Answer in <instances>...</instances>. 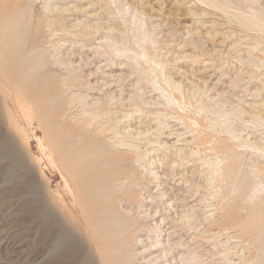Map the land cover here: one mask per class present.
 <instances>
[{"label":"rangeland","instance_id":"1","mask_svg":"<svg viewBox=\"0 0 264 264\" xmlns=\"http://www.w3.org/2000/svg\"><path fill=\"white\" fill-rule=\"evenodd\" d=\"M263 27L264 0H0V44L36 67L13 86L0 57V264H80L70 227L91 214L53 162L92 124L97 154L144 135L115 201L143 241L123 263L264 264Z\"/></svg>","mask_w":264,"mask_h":264},{"label":"bare ground","instance_id":"2","mask_svg":"<svg viewBox=\"0 0 264 264\" xmlns=\"http://www.w3.org/2000/svg\"><path fill=\"white\" fill-rule=\"evenodd\" d=\"M24 50H25V48L22 49V51H14L13 48H10V47L8 48L7 46L0 44V57L3 55L4 56L5 55H11V56H14L13 57L14 59H16L15 61H13L14 64L13 63L12 64L15 65L13 67V70L17 69V71H13L14 74L9 75L10 77H8V79H10L12 81L11 83H13L12 84L13 86L14 85L20 86V84L24 85V84L28 83L30 76L27 73H33V71H35V69H36V67L32 66L33 64H30V63L20 64L19 62H17L18 59L23 54V52L26 51V50L25 51ZM130 51H132V50H130ZM3 58H2V60H3ZM2 60H0V67L4 66V68L6 70L7 69L12 70L10 68L12 66L11 62H9V61L7 62L6 59L3 61ZM5 79L7 80V77L0 76V82L1 83ZM8 81L9 80H7L6 83H8ZM8 87H10V86H8ZM18 89H19V87H18ZM21 89H22V87H21ZM33 91H34L33 88H31L27 92H23L21 94L18 93L19 95L16 96L15 98H16V100L17 99L21 100V99L25 98V96L29 97L27 95H29L30 92H31V94H33ZM145 95H147V94H145ZM132 105H133V103H132ZM37 107H38V105H37ZM41 109L42 108L40 107L37 110L40 111ZM38 111H36V112H38ZM33 112H34V110H33ZM42 112H43V110H41V113ZM65 113H67V110H65ZM39 115L41 116V114H39ZM96 115H98V114H96ZM96 115L94 118L98 117ZM70 116H71V114H70ZM70 116L68 118H70ZM72 118H70V119H72ZM63 119H64V117H63ZM70 119H69V122L65 120V122L62 123V125L72 126ZM40 120H42V119H39V121ZM111 120H112V118H111ZM113 121H114V119H113ZM121 121H122V119H121ZM88 122L92 123V119H91V121H88ZM110 122H112V121H110ZM76 123H77V121L75 122V124ZM44 124H43V126H44ZM75 124L73 122V125H74L73 128L78 126V125L75 126ZM80 124H79V126H81ZM14 125H16V124H14ZM90 125H88V126H90ZM109 125L110 124H108V127H109ZM43 126L41 125L39 127H43ZM90 127L84 126L82 129L79 128L80 131L78 132V135L76 136L78 138V140H74V141L70 140L68 143L66 142L70 146V148H72V150H73V155L70 158H67L66 155L61 154V153H63V150H64L62 148H65L63 146H64V144H66V143H64L66 140L62 137L63 136L62 135L61 138H63V139H61V140H65L63 143H61L62 147L58 148L57 147L58 144H55L56 145L55 149L58 148V157H59L60 161L58 163L54 160H53L54 162L52 161L53 165H54V169L58 173H61V175L64 179V182L66 184L67 190L70 192L71 195H73L75 197V200L78 199L79 206L82 207L83 205H85L86 207H88L89 210L88 209L87 210L91 214V215H89L90 218H88L89 216L86 215L82 218V220L80 222H78V231H77L76 225L75 226L71 225V227L69 226L70 227V238L72 241H71V248H70L71 250L68 254V257H69V259H72L75 255V257H77L80 264H97L98 263V262L96 263L97 258L100 260V264H125V263H123L124 262L123 257H121V256L119 257V254H121L124 250L128 251V250L133 249L135 245L143 243V241L140 240V242H138V238L136 236L138 233V230L134 227L135 226L134 224L137 223V219L135 220L130 215L129 216L128 215L123 216L124 212L122 213L120 210L118 211V208L115 207V205H116L115 201H118L120 203L124 202L126 199V196L124 194H125L128 186L130 187L131 186L130 184L137 181L136 177H134L133 175L136 173L138 168L136 167V165L133 162L137 161L138 163H141L140 161L144 160V158L147 155V153L144 155L140 154V150H139L140 140H142V139H139V136L142 133L139 132V129L137 132L135 131L134 133L132 132V131H134V130H132L133 128H131L132 131H130V129H129L130 132L129 131L127 132L128 133L127 138H124L126 136H124V137L122 136V138L118 137L120 139L116 141L117 142L116 145L114 147L112 146V148H110V150L106 149L104 152L105 154L102 153L103 154L102 155V154H97L98 149L96 148L95 145L97 142L105 140L103 134H105L106 131L103 130L105 133L103 131H101L103 134L101 132H100V134H102V135H100L99 132H97L99 135V136L96 135L97 137L91 136L92 134L89 136V138L91 140L95 139L96 141H90V143H87L88 141L87 142L81 141L84 137H86V136H88V134H90L89 133ZM91 128H90V130H91ZM127 130L128 129L125 128L124 132ZM115 131H116L115 134L117 136H119L120 133H121V135H122V133H124V132H118V129ZM49 132H51V131L49 130ZM90 132L92 133V130ZM107 132H108V130H107ZM143 133H144V131H143ZM51 134H52L51 136H53V133H51ZM107 134L108 133L105 134V138L107 137ZM115 134L113 133L112 135H115ZM58 136L60 137V135H58ZM55 137H56V133H55ZM110 138L113 139L115 137L112 136ZM55 139H57V137L54 138V140ZM66 139H69V138L67 137ZM111 139H108V140H111ZM111 141L113 142V140H111ZM92 142H94L95 144L94 143H93L94 145L91 144ZM113 143H115V142H113ZM141 143H142V141H141ZM64 153H65V151H64ZM47 154H49L50 157H52L54 155V151H52V149L51 150L48 149ZM174 161H176V160H174ZM104 165H106L107 167L109 166V170L104 171V169H101ZM141 166H146V165H141ZM63 179L61 178V180H63ZM112 198H114V201L113 200L109 201V199H112ZM127 199L130 200L131 197L129 196V197H127ZM156 199H158V198H156ZM164 199H165V197H164ZM159 203H161V202H159ZM174 204H175V202H174ZM61 210H62V208H61ZM126 210L124 209V211H126ZM169 215H171V214H169ZM119 217H122V218L120 219ZM153 217H155V216H153ZM167 217H170V216H167ZM167 217H165V218H167ZM185 217H187V216H185ZM181 218L183 219V216H181ZM123 219L124 220L127 219L128 222H130L134 226L131 228V226H130L131 224H128V225L123 224V221H124ZM170 219H172V218H170ZM174 221L176 222V220H173V222ZM66 222H69V221H66ZM171 222H172V220H171ZM173 222H172V224H173ZM169 224H171V223H169ZM172 226H175V224H173ZM128 262H129V260H128ZM128 262H126V263L129 264ZM155 262H156V260H155ZM157 263L161 264L160 262H158V260H157Z\"/></svg>","mask_w":264,"mask_h":264}]
</instances>
